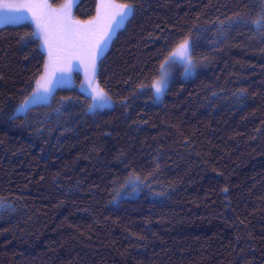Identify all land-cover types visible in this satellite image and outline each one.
Wrapping results in <instances>:
<instances>
[{"label":"trees","instance_id":"16d2710c","mask_svg":"<svg viewBox=\"0 0 264 264\" xmlns=\"http://www.w3.org/2000/svg\"><path fill=\"white\" fill-rule=\"evenodd\" d=\"M117 2L136 11L99 61L102 112L60 85L18 113L47 56L0 27V264H264V0ZM181 29L208 66L156 102L138 85Z\"/></svg>","mask_w":264,"mask_h":264},{"label":"snow or ice","instance_id":"6c2138e0","mask_svg":"<svg viewBox=\"0 0 264 264\" xmlns=\"http://www.w3.org/2000/svg\"><path fill=\"white\" fill-rule=\"evenodd\" d=\"M135 11L136 6L131 2L98 0L95 15L81 20L73 15V0H64L56 6L49 0H0V25H23L30 19L34 26L33 30L20 36L18 42L25 47L36 43L47 54L30 96L16 111L26 113L37 99L53 98L55 89L68 79L65 73H70L73 67L81 65L85 70V84H82L81 88L88 89L87 99L91 101L89 110L96 108L98 106L96 102L99 100L104 102L103 106H110L111 96L98 81L100 73L98 61L113 36ZM235 23L249 22L241 19ZM250 24L255 31L264 33V10H261ZM170 35L172 39L166 40L158 57V77H152L148 84L141 82L138 85L141 90L151 89L154 99L164 94L169 83V70L178 60L185 65V75L193 74L196 68L193 61L196 45L192 39V29L187 31L181 29ZM139 181L140 177L133 172L129 177V183L134 190ZM7 207L9 205L0 200V211Z\"/></svg>","mask_w":264,"mask_h":264},{"label":"rangeland","instance_id":"374dc122","mask_svg":"<svg viewBox=\"0 0 264 264\" xmlns=\"http://www.w3.org/2000/svg\"><path fill=\"white\" fill-rule=\"evenodd\" d=\"M49 2L51 3V0H49ZM74 8H75V5H73V15H74ZM25 23L26 24H31L30 19H29V21H27ZM6 25H11V24H3V25H0V27L6 26ZM103 55H104V52L101 54V57ZM46 56H47V54H46ZM101 57H100V59H101ZM100 59H99V61H100ZM99 61H98V65H99ZM193 61L196 64V68L194 70V73L191 74V75H185V72H184L185 65L181 61L178 60L176 62V64L169 70V73H170L169 74V83H168V86H167L166 90L168 89V87H169L170 83L172 82V80H174L175 78H177V77H181V78H190V77H193L196 74H198L199 72H201L203 69L207 68V66H208V61L196 62L194 59H193ZM77 74H80V76H81V83L79 85L76 83V80H75V76ZM65 76L68 77V79H66V81L61 85L62 87H68V88L75 87L82 94L88 96V89H87V87L81 88V85L82 84H85V70H84V67L82 65L79 66V67H73V69L71 70L70 73H65ZM166 90H165V92H166ZM140 91L142 93L143 92L144 93H148V92H151L152 93V90L151 89H148V88H145V89L140 90ZM165 92H164V94H165ZM164 94L161 97H158V98H155V99L153 98L154 101L159 102L163 98ZM96 103H97L98 106L96 108H94L93 110H90V112H102V111H105V110H108V109H112L114 107V105H115L112 98H111V104H110V106H103V103L104 102L102 100H99Z\"/></svg>","mask_w":264,"mask_h":264}]
</instances>
